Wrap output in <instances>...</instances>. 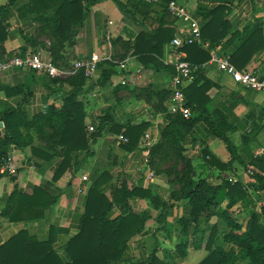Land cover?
<instances>
[{
  "label": "crops",
  "instance_id": "obj_1",
  "mask_svg": "<svg viewBox=\"0 0 264 264\" xmlns=\"http://www.w3.org/2000/svg\"><path fill=\"white\" fill-rule=\"evenodd\" d=\"M28 1L15 0L13 4H9V0H0L1 6L7 4L4 17L8 28L4 45L8 54H17L23 49H26L25 52L38 49V46L28 40L36 37L40 26L34 15L26 10ZM177 1L188 7L198 18L202 28L211 19L208 16L209 10L220 5L226 7L225 27L228 35L215 48L229 54L230 61L231 55L239 51L241 44L259 25L261 31L253 45V48L259 46L258 51L253 56L250 55V50L239 53L240 64L249 60L242 67L231 62L240 70L264 76V0ZM158 17L154 13L144 17L138 12L133 15L122 10L113 0H102L89 7L87 16L78 29L75 45L66 49L68 58L61 65L68 74L51 78L18 66L0 70V112L19 106L32 118L39 112H46L50 105L60 108L70 92L78 88L77 98L83 104L88 134L92 133L89 131L90 123L99 127V133L91 138L89 148L73 152L72 164L56 182H52V179L64 160V152L60 147H54L51 151L54 154L48 160L35 155L33 148L42 147L44 141L33 130V141L24 146L12 147L10 157L23 166L16 173L15 180L9 174L0 178V244L21 230H28L40 240L51 239L60 259L69 260L67 245L80 230L86 212L88 190L93 180L103 172L109 174V180L103 187L110 198L114 194L113 188L123 182H127L129 187L137 185L148 190L146 196L130 199L129 208L114 202L113 216L129 211L149 213L144 231L128 241L129 261L121 264L147 261L153 252L171 263L199 264L209 252L206 244L213 227L219 228L221 237L224 231L230 229L225 219L212 215L210 218L200 216L196 221H190L188 231L184 232L182 220H189L191 217L190 202L185 198L174 199L175 196H181L180 185L170 183L173 176L161 172L173 161L161 162L155 157V166L150 162L149 165L154 170L161 164V171L149 178L147 167L139 168L148 157L149 160L151 158V152L142 147L144 135L139 138L133 150H127L122 141V137L127 136L116 129V125L122 126L123 131L128 126L146 123L145 132L151 134L155 144L158 143L162 127L166 124L164 110L168 105V92L176 62L179 59L189 62L190 58L200 59L201 55L197 51L189 53L174 46L173 39L166 40L163 45L153 43L156 46L154 51L148 50L150 45L146 44L145 49L152 54L150 59H140V55L133 54L136 36L142 30L156 29L157 25L153 22ZM161 21L165 22V26L172 27L176 35L184 34L185 23L170 12ZM165 38L166 36H162V39ZM206 40L204 42L208 45L199 44L203 49L210 46V40ZM71 52L72 55H68ZM94 53L99 57V64L93 78L76 77L79 72L71 74L73 63L77 59L90 58ZM124 54L132 58L129 67L137 78V85L120 84L122 73L116 60H121ZM209 60L203 62L202 73L195 74L186 83V87H192L197 80L195 87L189 90L196 108L192 111V116L201 115L204 111V115H211V123L200 119L187 133L185 140L181 142L184 155L191 159L195 179L211 174L233 181L241 180L248 185L249 192L257 200L264 191L249 187L254 179L247 174L244 165L238 160L233 161V171L221 170L216 165L206 166L203 151L207 148L222 162H228L232 158L226 144L215 134L216 130H220L227 133L237 153L243 155L249 152L254 157L264 156V94L235 82L216 64H209ZM3 87L11 88L10 92ZM217 111L220 113L216 114ZM218 117L225 119V122H220ZM31 162L36 166L30 167ZM182 167L181 164L179 168ZM248 168L256 171L252 165H248ZM84 176L87 177L86 180L83 179ZM14 186L28 194H32L35 187L41 186L55 196L56 201L45 210L40 219L11 221L3 211ZM261 202L262 200L257 201V210ZM227 204L228 199L218 210H225ZM229 212L243 223L244 230L247 209L238 203ZM185 243L188 244L186 255L180 256L177 247ZM224 245L231 247L234 243L224 241Z\"/></svg>",
  "mask_w": 264,
  "mask_h": 264
},
{
  "label": "trees",
  "instance_id": "obj_2",
  "mask_svg": "<svg viewBox=\"0 0 264 264\" xmlns=\"http://www.w3.org/2000/svg\"><path fill=\"white\" fill-rule=\"evenodd\" d=\"M102 0H29L26 4V10L34 15L40 23L36 37L28 40L38 46L44 47L41 43V36L50 40L51 45L47 49L50 52L54 62L61 64L68 57L65 54L66 49L72 48L76 42L78 29L84 22L89 7ZM122 10L127 13L135 14L138 12L141 16L156 14L158 17L153 23L157 25L156 29L150 31H140L136 36L133 54L140 55V59H150V51H154L156 46L163 45L166 40H172L176 36L175 30L170 26H165L161 21L164 15L169 12L168 5L172 0H161L159 2H149L147 0H113ZM15 0H9L13 4ZM6 5H0V58L12 57L13 55H22L26 49L17 54H8L5 50L4 42L7 38L8 23L4 17L6 14ZM133 8L135 10H133ZM226 7L217 6L208 11L211 19L202 28L203 41L210 40L208 49H203L197 43H185L180 48L189 53L197 51L201 56L199 60L191 59L190 62L202 65L205 60L211 58L210 51L217 47L221 39L226 37ZM261 31L259 25L255 27L251 35L246 39L239 51L231 55V61L237 66L242 67L246 62L240 64L239 53L250 50V55L258 51L259 46L253 48L255 38ZM217 34H214V33ZM162 36H166L162 39ZM146 44H149L147 51ZM45 49V48H44ZM147 51V52H146ZM224 52V51H223ZM61 54L60 56L58 54ZM64 54L65 56H63ZM72 55V52L68 55ZM126 54L121 58H125ZM190 56V55H189ZM251 56V57H252ZM73 57V56H72ZM203 69L197 74L200 75ZM175 73V69H174ZM196 74V75H197ZM76 77L85 78L83 72H79ZM194 81L192 87L185 88L187 104L192 111L195 110L194 101L191 98L189 90L195 87ZM7 92L11 88L3 87ZM15 90V89H13ZM170 96V90L168 92ZM79 89L72 90L65 102L60 108L50 105L46 112H39L32 118L28 117L27 112L21 107H9L0 112V168L3 159L10 156L13 146H24L34 140L33 130L36 136L44 141L42 147L33 148L34 154L42 156L44 159H51L54 147H60L64 152V160L57 169L52 182H56L66 169L72 164L73 152L89 148L91 138H95L99 133V127L95 125V131L90 135L85 124V112L83 104L78 100ZM190 99V100H189ZM166 113V124L161 130V140L154 144L151 149V158L149 162L155 166V157L162 161H173V163L161 171V164L154 169L155 173L164 172L170 177L173 176L170 183L179 184L181 196H175V200L182 198L188 199L191 206V217L189 220H182L184 232L190 221H196L200 216L210 218L212 215H218L228 222L229 230L219 235L220 230L214 226L209 236L206 247L208 254L199 264H264V194L257 200L249 192L248 185L241 180L233 181L221 176L214 177L208 175L195 179V169L191 159L184 155V147L181 142L185 140L188 132L200 120H206L211 123V115L202 111L201 115L191 116L186 119L179 114H172L168 109ZM220 112H216L219 114ZM220 122L225 119L218 117ZM118 132H122L129 139L124 143V148L133 150L138 143L139 138L144 135L147 127L146 123L128 126L122 131V126L116 125ZM226 144L232 158L228 162H222L215 154L207 148L204 149L205 165L217 166L221 170L233 171V161L248 168V165L255 167L253 179L249 187L255 190L264 191V156L254 157L249 152L243 155L237 153V149L232 144L226 132L216 130L215 133ZM209 157V158H207ZM183 167L180 169V165ZM0 172V178L3 176ZM16 179V174L11 175ZM109 174L103 172L95 178L88 190L86 212L83 216L79 232L73 236L67 245L70 259L62 260L52 246V240H40L35 234L28 230H21L8 241L0 244V264H121L128 260V241L134 235L144 231L145 223L149 217L148 212L142 214L129 211L117 216H113L114 202L122 204L129 208V201L135 197H144L147 195V189L141 186L129 187L127 182L114 187L113 197L110 198L105 192L103 184L109 180ZM154 198V196H152ZM228 199L227 208L223 211L218 210L223 202ZM262 200L257 210V201ZM56 201L45 188L38 186L34 188L32 194L21 192L17 186H14L12 193L3 214L11 221L23 219L27 221L40 219L47 208H50ZM241 203L247 209V223L244 230L243 223L237 221L229 212L234 205ZM173 203L170 204L172 206ZM222 239V240H221ZM224 241L233 242L234 245L226 247ZM188 244H182L177 247L179 255L185 256ZM130 264H175L162 260L153 252L147 261H130Z\"/></svg>",
  "mask_w": 264,
  "mask_h": 264
},
{
  "label": "built area",
  "instance_id": "obj_3",
  "mask_svg": "<svg viewBox=\"0 0 264 264\" xmlns=\"http://www.w3.org/2000/svg\"><path fill=\"white\" fill-rule=\"evenodd\" d=\"M149 2H159L161 0H147ZM169 12L177 19L185 21V31L183 35H176L173 38L172 44L176 47H180L185 43L192 44H204L202 38V26L198 18L188 9V7L177 0H172L168 5ZM131 56H127L121 60H116L120 71L122 73L120 84L121 85H137V78L133 75L130 69ZM99 57L94 53L90 58H80L73 63L71 74L83 72L84 76L91 79L95 76L98 70ZM209 64H216L226 74L230 75L237 83L244 85L247 88L256 90L264 94V76L258 75L253 71L240 70L231 61L230 55L224 53L220 48L211 50V58ZM11 66H18L22 68H28L36 72L47 75L51 78L63 77L68 74L67 70L56 64L50 54L43 49H36L34 51H27L22 55H13L12 57L0 58V70ZM204 66L194 64L185 59H179L175 65V73L172 76L170 83V96L168 100L167 109L169 113L179 114L188 119L192 116V109L187 104V98L185 94L186 83L190 81L195 74H197ZM167 122V121H166ZM4 126L3 122L0 124ZM89 131H95V125L90 123ZM122 141L127 143L129 139L122 137ZM155 144L154 138L150 133L145 132L143 137L142 147L147 151H150L151 147ZM12 157L3 159V163L0 168L2 174L14 175L20 167ZM31 167H35V163L29 164ZM147 167L149 178L155 176V171L151 169L149 165V157L145 162L140 165V169ZM87 179L86 176L83 177Z\"/></svg>",
  "mask_w": 264,
  "mask_h": 264
},
{
  "label": "rangeland",
  "instance_id": "obj_4",
  "mask_svg": "<svg viewBox=\"0 0 264 264\" xmlns=\"http://www.w3.org/2000/svg\"><path fill=\"white\" fill-rule=\"evenodd\" d=\"M181 21H183V20H181ZM184 23H186L185 21H183ZM41 43L44 45V47H42V48H38V49H43V50H46V52L48 53V48H49V46L51 45V43H50V40L47 38V37H45V36H41ZM45 48V49H44ZM59 56L61 55L60 53L58 54ZM63 56H65L64 54H62ZM58 63V65H60V66H63V65H61V64H59V62H57ZM247 174L251 177V178H253V175H254V170L253 169H249V168H247ZM244 218V217H243Z\"/></svg>",
  "mask_w": 264,
  "mask_h": 264
}]
</instances>
